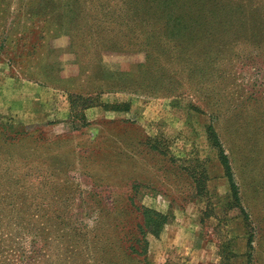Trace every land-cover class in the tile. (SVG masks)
<instances>
[{
	"label": "rangeland",
	"instance_id": "rangeland-1",
	"mask_svg": "<svg viewBox=\"0 0 264 264\" xmlns=\"http://www.w3.org/2000/svg\"><path fill=\"white\" fill-rule=\"evenodd\" d=\"M69 1L0 0V81L24 91L12 113L0 100V264H106L133 233L134 207L166 224L145 234V261L109 264H264V48L251 19L191 35L189 64L183 54L157 63L156 44L150 54L95 46L99 29L123 34L120 9L107 7L119 0ZM162 65L172 82H150Z\"/></svg>",
	"mask_w": 264,
	"mask_h": 264
},
{
	"label": "trees",
	"instance_id": "trees-1",
	"mask_svg": "<svg viewBox=\"0 0 264 264\" xmlns=\"http://www.w3.org/2000/svg\"><path fill=\"white\" fill-rule=\"evenodd\" d=\"M60 1L64 3L70 2L69 0ZM75 1L73 0V3ZM117 2H119V5L112 3L107 7L120 9L121 21L119 24L123 27V34L120 38H106V35H103L99 29L97 31L98 37L94 38L96 47L124 51L133 48L140 50L142 47H148L144 51H148L150 54L153 44H156L158 50L155 52L156 56L152 57L155 58L157 63L159 62V57H173L174 55L183 54L184 59L182 61L185 62V65L189 64L186 49L191 47V45H188V41L191 40L193 46L194 41L198 40V38H190L191 35L198 33L202 35L200 38H212L213 34L206 31L216 20L226 21V25H230L232 20L239 19L237 30L244 31L239 30L242 29L241 25L243 24L240 19L245 21L249 18L255 28V33L251 35V39L257 43L258 48H264V0H119ZM160 35L164 36V38L160 37L158 40H155ZM114 39L119 42L115 44ZM169 43H171V47L165 48L164 45ZM219 47L220 44H215L212 47V51H210V47L207 48L206 46L203 50V55L213 54V50H217ZM164 59L169 62V59ZM211 60L206 59L207 62H211ZM193 63L197 66L201 61L195 60ZM192 65L194 66V64ZM138 66L136 65V67ZM157 68L159 69V66ZM164 68H166L164 65L160 66L161 73L159 75L153 74L155 79L150 82H172V80H161L163 78L166 80L171 79V77H166L163 74L171 70L166 69V71H163L165 70ZM200 73L202 75L203 72ZM201 75L195 78L196 82H201ZM207 134L210 144L215 148L218 160L223 168L232 202L244 211V208L241 206L242 200L239 197L238 185L233 178L231 162H229V158L224 153L218 136L211 126L207 128ZM133 209L134 213H136L133 216L131 215L132 211H127L131 218L133 217V219L137 220L132 227L133 233L126 242H122L120 238H116V244L108 248L104 263L109 264L110 261H107L108 257L110 260H114L120 256L127 259L141 257V260L137 261V263L145 261L147 247L145 234L156 235L160 228L166 224L167 218L165 215L144 207H134ZM243 217L247 221V213L243 214ZM260 238L264 240V235L262 234ZM247 247H250L249 240L247 241Z\"/></svg>",
	"mask_w": 264,
	"mask_h": 264
},
{
	"label": "crops",
	"instance_id": "crops-1",
	"mask_svg": "<svg viewBox=\"0 0 264 264\" xmlns=\"http://www.w3.org/2000/svg\"><path fill=\"white\" fill-rule=\"evenodd\" d=\"M0 69H3L2 64H0ZM2 78H1L2 81H0V100L3 97H7V99H9L8 104H5L3 106V110L7 109L10 113H12L14 108L16 109V107H19L18 106L19 104L23 103V100H20V99H24L23 98L24 91L22 90V86L15 84L16 82L15 77H12V78L6 77L3 79ZM4 83L10 84V87L8 88L6 94H4V89H3ZM0 106H2L1 103H0Z\"/></svg>",
	"mask_w": 264,
	"mask_h": 264
}]
</instances>
